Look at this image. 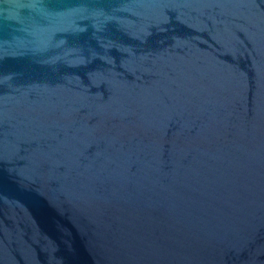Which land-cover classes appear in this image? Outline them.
I'll return each instance as SVG.
<instances>
[{"label": "water", "instance_id": "obj_1", "mask_svg": "<svg viewBox=\"0 0 264 264\" xmlns=\"http://www.w3.org/2000/svg\"><path fill=\"white\" fill-rule=\"evenodd\" d=\"M0 264H264V0H0Z\"/></svg>", "mask_w": 264, "mask_h": 264}]
</instances>
